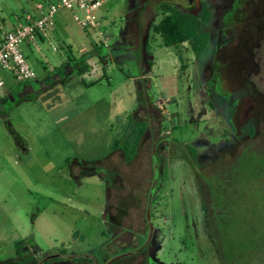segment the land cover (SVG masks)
I'll return each instance as SVG.
<instances>
[{
  "label": "rangeland",
  "instance_id": "obj_1",
  "mask_svg": "<svg viewBox=\"0 0 264 264\" xmlns=\"http://www.w3.org/2000/svg\"><path fill=\"white\" fill-rule=\"evenodd\" d=\"M53 1L0 0V32ZM101 1L95 29L63 10L57 50L21 46L42 89L0 67V97L11 94L0 102V264L22 254L29 264L62 252L98 256L106 244L118 258L147 231L164 264H264V159L241 152L206 164L201 155L226 140L223 117L209 110L188 43L163 46L151 28L158 4L194 12L196 0H140V27L151 24L141 48L116 45L132 0ZM64 42L89 65L84 74L78 64L61 68Z\"/></svg>",
  "mask_w": 264,
  "mask_h": 264
},
{
  "label": "flooded vegetation",
  "instance_id": "obj_2",
  "mask_svg": "<svg viewBox=\"0 0 264 264\" xmlns=\"http://www.w3.org/2000/svg\"><path fill=\"white\" fill-rule=\"evenodd\" d=\"M143 6L140 0L131 1L127 29L121 33L116 45L121 42L129 47L133 43V46L141 48L147 43L145 29L148 31L151 24L148 21L145 27H140ZM196 8L194 12L186 13L198 19V48L194 53L198 77L202 92L212 101L209 110L216 111V117H223L228 132L221 133L226 140L220 147L212 145L210 154H202L201 158L207 165L225 163L241 152H246L248 158L251 154L254 157L258 154L264 159V144L260 150L256 149L258 140L264 141V0H196ZM141 39H144L143 44L139 43ZM116 49L117 46L109 47L108 53ZM207 55L209 63L204 60ZM198 142L206 143L204 140ZM155 143L154 150L157 141ZM203 211L206 214L205 208ZM113 212L109 216L108 209L107 221L112 219L109 224L117 222V207ZM148 212L147 209V217ZM150 237L147 231L142 244L130 247L118 258L117 247L113 244L116 250L109 256L106 244L98 256L62 252L42 255L32 264H117V260L128 264L132 258L138 261L140 256L141 263L164 264L154 257L158 248ZM14 262L29 264L24 254Z\"/></svg>",
  "mask_w": 264,
  "mask_h": 264
},
{
  "label": "built area",
  "instance_id": "obj_3",
  "mask_svg": "<svg viewBox=\"0 0 264 264\" xmlns=\"http://www.w3.org/2000/svg\"><path fill=\"white\" fill-rule=\"evenodd\" d=\"M101 0H54L46 6H38L34 12H25L21 21L0 39V67L12 73L16 82L34 81L37 79L31 69L21 46L27 44L39 50V41L46 42L52 50H57L55 40L56 16L67 10L84 31L97 27L95 11L101 6ZM76 11L82 13L80 17ZM4 82L0 79V87Z\"/></svg>",
  "mask_w": 264,
  "mask_h": 264
},
{
  "label": "trees",
  "instance_id": "obj_4",
  "mask_svg": "<svg viewBox=\"0 0 264 264\" xmlns=\"http://www.w3.org/2000/svg\"><path fill=\"white\" fill-rule=\"evenodd\" d=\"M156 11H160L162 17L157 23L152 24V30L154 34L158 35L161 38L163 46L169 47L178 45L182 42H186L193 50V52L197 53V17L193 14L182 12L176 5L169 4L167 2L158 4L156 7ZM68 48L66 49L70 53V55L67 57L65 63L61 66V68L63 69L67 64L73 67L78 64L81 67L78 73L80 75L84 74L89 69V65L85 62V60L76 58L70 51V48ZM97 54L100 55L99 53ZM18 83L21 84L22 87L30 86L33 83L39 85L40 87L42 86V82L40 80ZM22 97L23 99L30 98V96ZM21 244V240L15 243L16 252L19 254L23 252V250H21Z\"/></svg>",
  "mask_w": 264,
  "mask_h": 264
},
{
  "label": "crops",
  "instance_id": "obj_5",
  "mask_svg": "<svg viewBox=\"0 0 264 264\" xmlns=\"http://www.w3.org/2000/svg\"><path fill=\"white\" fill-rule=\"evenodd\" d=\"M38 8V6H35V8H34V11L36 10ZM15 26V23H13L12 24V27H14ZM60 26V27H59ZM58 28L60 29V30H62V31H64V32H66L67 31V29H68V27H67V24L65 23H60V22H56V26H55V31H54V35H55V38L56 39H59L60 38V36H59V30H58ZM3 33H4V31H1L0 32V39H1V37L3 36ZM63 41V40H62ZM65 44V47L66 48H70L71 49V47H70V45L68 44V43H66V42H64ZM68 48V49H69ZM11 97V94L8 92V91H6L5 90V93H4V96L3 97H0V102L4 99V98H7V99H9Z\"/></svg>",
  "mask_w": 264,
  "mask_h": 264
}]
</instances>
